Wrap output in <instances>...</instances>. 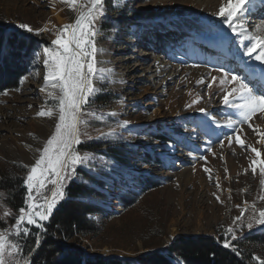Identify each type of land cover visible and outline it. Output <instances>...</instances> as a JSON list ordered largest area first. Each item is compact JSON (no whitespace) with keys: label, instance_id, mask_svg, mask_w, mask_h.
Listing matches in <instances>:
<instances>
[{"label":"rangeland","instance_id":"rangeland-1","mask_svg":"<svg viewBox=\"0 0 264 264\" xmlns=\"http://www.w3.org/2000/svg\"><path fill=\"white\" fill-rule=\"evenodd\" d=\"M226 2L119 0V4H127L122 8L106 0L107 19L97 20L101 35L96 38L100 51L95 57L96 67L104 70L105 79L93 81L103 94L83 109L82 119L87 124L80 125L82 143L76 146L82 154L94 157L89 162L92 174L87 169L78 171L90 181L87 188L99 192L79 198L96 206L90 218L97 231L75 240L83 256L136 262L140 255L164 250L177 236L210 235L223 243L231 240L227 230L232 227L237 237L232 242L237 249H252L253 258L264 260V242L250 239L264 233V224L257 223L264 210V174L260 172L264 167V138L246 125L241 126L240 138L259 148V157L241 149L235 137L229 146L225 138L229 130L208 124L199 111L206 109L222 123L230 116L239 118L222 102L219 79L224 72L246 77L256 94H264V81L251 77L246 70L248 67L264 74L259 62L243 55L247 41H238L227 24L221 23V17L215 15ZM87 3L88 0H77L70 7L62 0H0V28L30 39L34 50L40 51L51 46L63 25L74 23L79 9ZM263 15L264 4L258 13L246 12L251 31H257L256 21ZM21 23L48 30L37 36L20 29ZM160 25L166 27L167 33H162ZM215 41L227 44L228 54L211 50L209 43ZM33 52L24 59L27 73L19 90L0 94V177L10 178L0 184V193L7 197L14 189L12 199L0 198V230L10 231L14 224L5 212L15 216L18 209L14 207L24 206L26 189L22 178L50 137L45 126L58 121L57 103L48 93H60L51 86L44 87L43 53L40 66L33 67ZM160 59L168 64L164 77L155 68ZM105 63L113 68L107 69ZM213 76L217 77L215 82ZM201 79L205 83L197 84ZM208 83H212L211 89L206 87ZM197 98H201L199 103L192 104ZM189 104L192 106L187 107ZM49 109L54 112L52 117L37 116L38 111ZM101 115L103 119H96ZM37 121L42 122L40 128ZM124 121L129 123L125 125ZM250 123L257 132H264V113L257 112ZM220 140L224 141L223 147ZM208 146L211 151H207ZM252 167H256L255 173ZM52 187L49 184L48 188ZM34 195L39 197L35 202L41 204L43 196H50L51 191L41 190ZM68 198L66 192L62 201ZM238 216L241 221H236ZM249 223L251 229L247 227ZM238 224L242 227H236ZM33 243L29 238L28 244Z\"/></svg>","mask_w":264,"mask_h":264},{"label":"snow or ice","instance_id":"snow-or-ice-1","mask_svg":"<svg viewBox=\"0 0 264 264\" xmlns=\"http://www.w3.org/2000/svg\"><path fill=\"white\" fill-rule=\"evenodd\" d=\"M70 7H74L77 0H62ZM252 0H227L225 4L219 7L215 13L221 17V23L227 24L228 29L234 34L238 41H247L244 45L243 55L249 60H255L261 65V71L264 72V35L258 32H249L246 27L245 13L248 11L247 4ZM106 0H88V3L79 9V15L74 23L63 25L57 33L55 39L51 41V46L43 47L40 51H35L30 58V64L33 67L40 66L41 51L43 53L42 64L46 69L44 76V87L51 86L53 90H58L60 95L55 96L52 92L48 95L58 106V121L55 124V132L47 139L45 146L39 150L41 155L27 171L23 177V187L26 189V198L24 206L18 208V215L12 216V213L5 212L6 217L14 219L11 230H0V264H31L32 257L38 251L42 237L47 235V229L44 222L52 216L58 204L66 197V188L71 182L79 181L86 187L90 181L81 176L78 168L87 169L89 174L93 173V168L89 167V162L94 158L89 153H81L77 145L82 143L80 125L87 124V120L82 119L85 116L83 109L90 105L98 94H103V90L97 88L93 81H104L103 71L96 67V54L100 49L96 47V38L101 35L100 28L97 26V20L107 19ZM114 7L126 8L127 4H119V0H113ZM86 8V10H85ZM20 29L28 33H34L37 36L43 34L48 29H34L26 23L18 25ZM258 27V31L260 26ZM26 77H22L20 83H23ZM217 77L213 76L215 82ZM246 77L224 72L219 79V92L222 93V102L226 107L234 110V115L239 117L234 119L228 117L223 123L212 117L204 108L199 111L204 113L208 124H216L217 127H225L229 130L225 137L229 146L235 143L245 151H251L259 157L260 149L246 144L241 139L242 127L246 125L253 132L264 138V132H257L250 123L257 112L264 113V94H256L254 89L246 82ZM197 84H204L201 80ZM211 89L212 83L206 84ZM19 90V89H17ZM7 95V91L4 92ZM197 98L192 104L199 103ZM192 104L187 105L191 107ZM31 107V105H29ZM52 109L41 110L37 112L39 117H52ZM87 115L91 116L92 113ZM114 115V114H113ZM96 119H103V116H97ZM129 122L124 121L127 125ZM103 135V134H102ZM221 147L224 141H219ZM211 151V147H207ZM191 156L192 153H189ZM204 159V157H200ZM264 164V161H261ZM257 164L256 160L252 161ZM20 167H27L20 165ZM208 172L209 169L205 168ZM257 171L252 167V172ZM264 174V167L260 168ZM9 177H0V184L6 183ZM19 179V178H18ZM52 185L51 189L48 186ZM264 185V180L261 181ZM219 187V184H217ZM41 190H50L51 195L43 196V203L38 204L35 201L39 198L37 195ZM215 195V194H214ZM14 189L9 192L7 197L0 193V198L12 199ZM219 200V196L216 197ZM264 199V197H261ZM259 224H264V210L259 213ZM242 217H236V221H241ZM235 224V221L233 222ZM242 227V224L236 225ZM249 229L252 224L247 225ZM232 234L231 240H224V247L232 248L237 255H240L236 245L232 242L237 240L234 235L235 229L229 227L227 230ZM31 238L34 243L28 244ZM257 264H264V260L259 257L253 258ZM177 264H182L177 260Z\"/></svg>","mask_w":264,"mask_h":264},{"label":"trees","instance_id":"trees-1","mask_svg":"<svg viewBox=\"0 0 264 264\" xmlns=\"http://www.w3.org/2000/svg\"><path fill=\"white\" fill-rule=\"evenodd\" d=\"M34 49L30 39L0 28V94L19 87L21 77L27 73L24 59ZM66 192L69 198L60 202L45 224L47 235L32 257L33 264H177V260L182 264H254V250L238 249L240 255H237L210 235L177 236L164 250L140 255L136 262L117 257H85L75 240L97 231L95 222L90 218L96 206L79 198L86 199L99 192L78 182L70 183ZM250 239L254 243H262L264 233L254 234Z\"/></svg>","mask_w":264,"mask_h":264},{"label":"bare ground","instance_id":"bare-ground-1","mask_svg":"<svg viewBox=\"0 0 264 264\" xmlns=\"http://www.w3.org/2000/svg\"><path fill=\"white\" fill-rule=\"evenodd\" d=\"M208 1V0H207ZM211 3L212 2H209V5L208 6H210L211 5ZM214 4V3H213ZM212 4V5H213ZM264 4V0H252V3H250L249 5V7H248V11H247V14H254V13H258V8L261 6V5H263ZM216 5V4H215ZM214 6V5H213ZM55 7V6H54ZM251 7V8H250ZM55 9V8H54ZM55 13H56V15L59 17V11L58 10H55L54 11ZM246 14V13H245ZM261 19H259V20H257L256 21V28H257V31L256 30H254V31H251L250 29H249V24H248V18H245V20H246V27H247V29H248V31L249 32H258V34H263L264 35V15L262 16V17H260ZM250 23V22H249ZM257 26H260V28H259V31H258V27ZM254 27V26H253ZM161 30H162V33H167L166 32V27H162L161 25H160V27H159ZM174 30H176V32L177 33H179L180 32V29L179 28H175ZM164 31V32H163ZM160 32V31H159ZM176 35V34H175ZM180 35V34H179ZM179 35H177V36H179ZM199 39V38H198ZM199 42H200V40H198ZM213 42V41H212ZM209 48H211V50L213 49L215 52H218V53H220L221 52V54H228V49H229V47L227 46V44H224V43H222V42H219V41H215L214 42V44H211V42L209 43ZM149 51V50H148ZM147 51V52H148ZM154 52H151L150 54L152 55ZM148 54H149V52H148ZM163 59V58H162ZM105 65V67L108 69V68H110V69H112L113 67L112 66H110V64H108V63H105L104 64ZM141 65V64H140ZM168 64H165L164 63V61L163 60H157V62L155 63V68H156V72L157 73H160L161 74V76L162 75H164V71L168 68V66H167ZM246 70L248 71V74H252V76L251 77H258L261 81H264V74H261V73H259V72H257V71H250L251 69L249 68L248 69V67L246 68ZM162 77H164V76H162ZM166 78V77H165ZM167 78H169V77H167ZM27 94H29V93H27ZM7 115V114H6ZM57 116H58V114H57ZM56 119H58V118H56ZM57 123V122H56ZM56 123H54V124H52V125H50V126H45V130H46V132H48V136H51L54 132H55V124ZM36 124H37V126L39 127V126H42L41 124H42V122L41 121H37L36 122ZM40 128V127H39ZM47 128V129H46ZM165 147L166 148H169L170 147V145L168 144V143H166L165 144ZM174 147V146H173Z\"/></svg>","mask_w":264,"mask_h":264},{"label":"water","instance_id":"water-1","mask_svg":"<svg viewBox=\"0 0 264 264\" xmlns=\"http://www.w3.org/2000/svg\"><path fill=\"white\" fill-rule=\"evenodd\" d=\"M259 64V63H258ZM260 68H261V65L259 64Z\"/></svg>","mask_w":264,"mask_h":264}]
</instances>
